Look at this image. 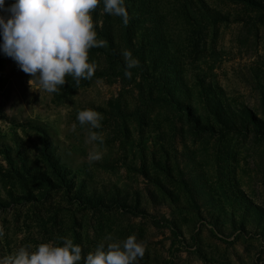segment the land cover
Returning <instances> with one entry per match:
<instances>
[{
	"label": "rangeland",
	"instance_id": "rangeland-1",
	"mask_svg": "<svg viewBox=\"0 0 264 264\" xmlns=\"http://www.w3.org/2000/svg\"><path fill=\"white\" fill-rule=\"evenodd\" d=\"M124 2L127 24L91 12L90 79L48 93L0 53V256L134 234L136 264H264V0Z\"/></svg>",
	"mask_w": 264,
	"mask_h": 264
},
{
	"label": "clouds",
	"instance_id": "clouds-1",
	"mask_svg": "<svg viewBox=\"0 0 264 264\" xmlns=\"http://www.w3.org/2000/svg\"><path fill=\"white\" fill-rule=\"evenodd\" d=\"M102 2L103 12L118 16L127 24L128 15L124 0H11L5 5L0 0V53L10 57L19 70L48 93L58 91L65 83V76H71L77 83L90 79L95 63L90 62L88 50L102 47L103 39L97 38L96 24L91 12ZM124 59V76H131L130 69L138 60L129 50L121 53ZM102 115L94 109L78 110L76 122L70 130L75 131L77 122L87 125L85 143H93V150L87 154L88 162L101 159L104 137L94 129H100ZM96 142V143H94ZM4 235L0 228V237ZM145 242L137 240L134 234L123 240L106 236L93 250L82 257L81 247L72 239L60 237L57 240H43L35 245H21L0 256V264H136L142 257Z\"/></svg>",
	"mask_w": 264,
	"mask_h": 264
}]
</instances>
